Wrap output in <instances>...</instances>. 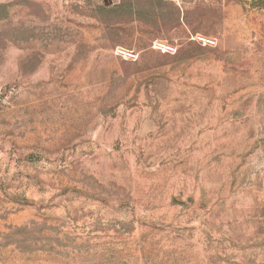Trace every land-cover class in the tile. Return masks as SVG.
<instances>
[{"label": "rangeland", "instance_id": "obj_1", "mask_svg": "<svg viewBox=\"0 0 264 264\" xmlns=\"http://www.w3.org/2000/svg\"><path fill=\"white\" fill-rule=\"evenodd\" d=\"M104 1L0 0V264H264V0Z\"/></svg>", "mask_w": 264, "mask_h": 264}, {"label": "built area", "instance_id": "obj_2", "mask_svg": "<svg viewBox=\"0 0 264 264\" xmlns=\"http://www.w3.org/2000/svg\"><path fill=\"white\" fill-rule=\"evenodd\" d=\"M171 1H178V0H171ZM189 39L202 46H215L216 45V40L214 38L210 36H206L201 33H195L191 35ZM151 47L162 53L173 54L176 52V47L173 44L163 39H156L152 41ZM113 53L114 55L121 57L123 59H127V60H135L137 56V54H135L132 50H129L121 46L115 47L113 50Z\"/></svg>", "mask_w": 264, "mask_h": 264}, {"label": "water", "instance_id": "obj_3", "mask_svg": "<svg viewBox=\"0 0 264 264\" xmlns=\"http://www.w3.org/2000/svg\"><path fill=\"white\" fill-rule=\"evenodd\" d=\"M104 2H105V4H108V2L106 0Z\"/></svg>", "mask_w": 264, "mask_h": 264}, {"label": "crops", "instance_id": "obj_4", "mask_svg": "<svg viewBox=\"0 0 264 264\" xmlns=\"http://www.w3.org/2000/svg\"><path fill=\"white\" fill-rule=\"evenodd\" d=\"M177 17L179 18V13H178V16Z\"/></svg>", "mask_w": 264, "mask_h": 264}]
</instances>
